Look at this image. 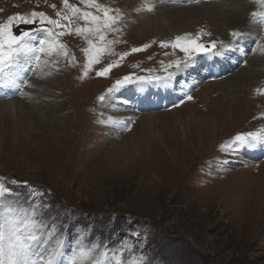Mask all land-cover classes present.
Listing matches in <instances>:
<instances>
[{"label": "rangeland", "instance_id": "374dc122", "mask_svg": "<svg viewBox=\"0 0 264 264\" xmlns=\"http://www.w3.org/2000/svg\"><path fill=\"white\" fill-rule=\"evenodd\" d=\"M220 1L231 10V1L211 0ZM251 1L243 23L223 24L206 1L168 3L176 9L158 10L164 20L153 34L134 31L141 0H97L119 9L121 30L97 41L107 51L86 75L88 44L75 34L58 38L67 55L41 54L39 64L31 54L21 58L15 72L26 86L6 100L0 89V107L10 100L18 106L13 114L0 110V182L11 189L13 206L30 211L33 200L47 204L36 209L38 264H47L52 249L55 264H65L82 241L105 246L107 264L142 255L150 264H264V145L221 149L237 134H264V95L257 91L264 89V26L250 14L264 7ZM33 11L57 19L66 9L62 0H0V23ZM248 24L252 29L234 42L230 33ZM20 25L13 22L16 31ZM78 25L83 22L73 28ZM198 32L205 43L232 46L221 55H198L179 72L168 68L173 78L166 91L178 96L172 109L152 110L147 96L164 100L167 92L153 83L149 94L136 78L167 75L164 69L183 53L160 42ZM150 43L145 52L118 59ZM109 63L119 66L98 77L96 70ZM127 75L130 84L98 99ZM37 191L43 195L34 196ZM133 230L141 235L131 237Z\"/></svg>", "mask_w": 264, "mask_h": 264}, {"label": "snow or ice", "instance_id": "6c2138e0", "mask_svg": "<svg viewBox=\"0 0 264 264\" xmlns=\"http://www.w3.org/2000/svg\"><path fill=\"white\" fill-rule=\"evenodd\" d=\"M161 3H176L177 0H160ZM191 2L199 3L200 0H191ZM258 5L264 7V0H254ZM63 7L66 12H56L57 19L48 17L44 12H31L29 15H14L8 17L6 22L0 23V89H13L14 93H18L24 81L17 83L15 69L21 62V57L32 55L37 64L40 63L41 54L50 55L53 51L67 55L65 45L58 42V38L65 34H75L81 36L88 44V47L82 51L85 54L86 65L85 75L87 71L92 69L96 64L101 63L102 55L107 51V46H101L97 41L105 42L108 34L118 33L121 29L117 27L122 19L119 9H112L97 2V0H80L84 6L77 7L69 3V0H62ZM55 8V5H52ZM87 9H93L89 11ZM154 4L150 0H145L142 7L137 11L152 12ZM253 23L264 26V11L251 13ZM76 20L83 22V26L73 28ZM24 25H36L35 32L24 31L17 35L13 32V22ZM62 21L64 23H62ZM57 29L58 31H54ZM205 33L198 32L196 34L186 33L177 35L171 40L160 42V47L164 49L171 48L179 50L183 53V59H177L167 65L164 69L175 67L177 72L182 68L189 67L198 55H221L220 49L230 48L232 45L212 40L208 43L203 42ZM207 35H210L207 34ZM242 33L233 31L230 36L233 41H237ZM118 41H107L114 44ZM150 45H144L140 48H132L129 53H122L118 59L122 60L127 55L135 54L146 50ZM196 54V55H193ZM114 66L118 63H109L107 66L96 70L98 77L106 76ZM173 78L171 72L167 75L155 77H137L139 83H155L161 87H167L168 81ZM133 81L132 75L124 76L115 81L111 88L107 90L106 95L100 96L98 99L104 101L114 91L127 86ZM264 95V89H257ZM3 98H7L6 96ZM188 100L193 99L191 95L187 96ZM121 122H113L112 126L117 127ZM126 127V125H124ZM264 132V130H262ZM259 143L264 145V134L257 132H249L235 135L231 141H226L221 149L230 148L235 150L238 146H249ZM13 183H17L13 181ZM25 185L27 186L26 182ZM30 187V186H29ZM11 189L0 182V210H3V219L0 222V264H38L34 258V243L37 236L33 234V230L40 226L37 218L36 209L46 208V202L36 204L32 201V208L29 211L24 206L16 207L9 202V194ZM33 195H43V193L35 192ZM141 235L136 231H131L130 236L136 237ZM38 247V244L35 245ZM130 247V245H129ZM55 249L49 250V260L47 264H55ZM42 255V253H41ZM108 252L105 246L97 244H83L65 261V264H107ZM114 264H122V258L114 260ZM130 264H150L145 256H140L130 261Z\"/></svg>", "mask_w": 264, "mask_h": 264}, {"label": "bare ground", "instance_id": "6f19581e", "mask_svg": "<svg viewBox=\"0 0 264 264\" xmlns=\"http://www.w3.org/2000/svg\"><path fill=\"white\" fill-rule=\"evenodd\" d=\"M113 1V0H112ZM131 2H134V1H137V0H128ZM179 1L181 0H177L176 3H179ZM203 1H206L205 3H208L206 4L207 6L210 5V7L212 8L213 12H214V15L217 16V20L219 21L220 24H223V23H227L228 20H231V21H240V23H243V21L245 20L243 15H244V10H247L248 8H250L253 3V1L251 0H229L227 2H230L231 1V4L233 5L231 10L227 11L225 10L224 8H222L220 6V3H222L221 1L220 2H211V0H203ZM226 1V0H225ZM123 2V1H122ZM145 2V0H141V3L140 4H143ZM150 2L152 4H154V10L152 12H147V11H144V13H139L141 15V19H139L138 21V26L134 25V31H141V30H144V31H147V32H151L153 34H155L156 30L158 29V26H159V21L160 20H164L163 18L160 17V15H164L165 13L164 12H161V11H158L160 9L164 10L167 14H169L170 10H175L176 8L175 7H172L170 5H168V3H164L162 4L160 2V0L155 1V0H150ZM137 3V2H136ZM225 3V2H224ZM252 3V4H251ZM107 4V3H106ZM111 4V3H110ZM109 4V5H110ZM166 4V5H165ZM175 4V3H173ZM116 5V4H115ZM127 5V4H126ZM133 5V4H132ZM159 5V7L157 6ZM117 6V5H116ZM125 6V5H124ZM199 8L200 6H196V8ZM174 8V9H172ZM183 8V7H182ZM205 8V7H203ZM207 8V7H206ZM134 9V8H133ZM201 9V8H200ZM251 9V8H250ZM249 9V10H250ZM137 10V9H136ZM185 10V9H184ZM129 11V10H128ZM200 10H196L195 13H198ZM205 11V10H204ZM142 12V11H141ZM159 12V14H158ZM210 12V11H209ZM211 11L210 14L213 13ZM250 12V11H249ZM172 13V12H171ZM205 13V12H204ZM134 14V13H133ZM157 14V15H156ZM209 14V15H210ZM251 14V13H250ZM213 15V14H212ZM138 16V15H137ZM126 17V15H125ZM199 17V16H198ZM128 18V17H127ZM119 24V23H118ZM231 24V22L229 23ZM79 26V25H78ZM130 26V25H129ZM251 25L248 24L247 27H244L241 31V33H244V31H248L249 29L251 30L252 28H249ZM118 27V26H117ZM133 28V27H132ZM230 30H234V29H230ZM130 28H129V32H130ZM146 32V33H147ZM140 33V32H138ZM145 34V33H144ZM130 35V34H129ZM125 36L127 37V33H125ZM124 37V36H123ZM218 38V37H217ZM228 38V37H227ZM83 39V38H82ZM222 40V39H221ZM217 41L220 42V39H218ZM152 42V41H151ZM245 42V40H244ZM156 43V42H155ZM146 44V43H145ZM148 44V42H147ZM149 45H152L151 43ZM154 45V44H153ZM157 45V44H156ZM153 47V46H152ZM154 48V47H153ZM148 49V48H147ZM145 52V51H144ZM147 52V51H146ZM104 57V56H103ZM86 59V58H85ZM106 59V58H105ZM103 60V59H102ZM107 60V59H106ZM112 60V59H111ZM86 61V60H85ZM106 62V61H105ZM103 63V62H102ZM106 64V63H105ZM104 64V65H105ZM138 64V63H137ZM122 65V64H121ZM125 65V64H124ZM102 66V65H101ZM127 66V65H126ZM105 67V66H104ZM96 70V68H95ZM117 70V69H116ZM125 71V70H124ZM111 72H112V69H111ZM121 72V71H120ZM114 73V72H113ZM124 74V73H123ZM91 75V74H90ZM109 75V74H108ZM94 76H95V73H94ZM107 76V75H106ZM116 76V75H115ZM2 105V104H1ZM17 106V105H16ZM14 105V103L12 102V100H10L8 103L6 102L5 104L3 103V105L0 107V110H4L6 113L8 112L9 114H13L14 111L16 110V107ZM18 107V106H17ZM6 121V120H5ZM136 143V142H135Z\"/></svg>", "mask_w": 264, "mask_h": 264}]
</instances>
